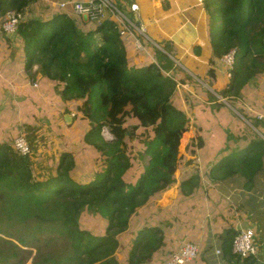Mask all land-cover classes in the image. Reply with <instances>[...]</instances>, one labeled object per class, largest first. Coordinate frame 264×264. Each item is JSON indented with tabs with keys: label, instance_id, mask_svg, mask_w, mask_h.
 <instances>
[{
	"label": "trees",
	"instance_id": "16d2710c",
	"mask_svg": "<svg viewBox=\"0 0 264 264\" xmlns=\"http://www.w3.org/2000/svg\"><path fill=\"white\" fill-rule=\"evenodd\" d=\"M35 1L9 0L8 10L22 13ZM206 2L207 16L215 12L222 27L213 40L207 28L213 53L210 63L214 64L213 58L233 56L227 85L221 91L213 89L214 95L207 86L216 82V69L207 70V86L184 70V75L176 73L173 78L170 74L176 64L170 44L165 43L163 51L151 46L152 53L147 54L143 37H137L141 47L137 49L130 35H120L112 18L87 34L76 31L66 16L47 23L29 17L18 26L16 34L29 55L28 66L37 65L32 80L45 75L67 83L65 92L74 100L70 108L75 113L65 111L63 116L71 126L88 120L87 129H80L90 159L82 163L91 171L94 165L105 169L99 179L90 177L89 172L84 175L77 157L63 153L54 163L48 161L49 173L43 179L31 143L25 156L16 153L11 144L0 145V226L18 225L27 231L17 237L0 227V264L25 263L31 252L18 244L34 246L31 264H125L117 257L125 244L130 245L127 264H149L161 239L152 230L133 233L132 220L140 208L158 199L175 182L167 165L174 166L177 160L162 158L161 149L169 154L179 151L176 144L188 129L181 98L173 95L178 83L195 87V95L206 96L210 102L205 111L204 103L184 92L186 110H204L209 116L205 124L197 125L200 134L189 143L188 155L198 154L199 161H207L201 168L206 177L219 183L218 188L262 190L264 0H210V6ZM194 54L199 56L198 48ZM216 97L225 99L254 130L242 134L246 127L233 123L234 117L228 115L219 118L222 124L217 127L214 118L217 113L225 114L221 113L225 106ZM102 126L109 129L111 141L99 135ZM207 140L210 143L205 144ZM238 141L241 143L232 148ZM134 151L143 157L133 160ZM101 153L103 160L99 159ZM76 172L84 175L79 176L80 181L74 180ZM198 181L192 173L181 182L180 194L197 189ZM42 235L46 238L41 239ZM233 238L226 246L229 250ZM23 253L26 256L20 258Z\"/></svg>",
	"mask_w": 264,
	"mask_h": 264
},
{
	"label": "crops",
	"instance_id": "0c3cea01",
	"mask_svg": "<svg viewBox=\"0 0 264 264\" xmlns=\"http://www.w3.org/2000/svg\"><path fill=\"white\" fill-rule=\"evenodd\" d=\"M66 1L74 0H36L30 5L32 18L47 23L59 16H66L76 31L85 34L94 32L97 28L94 23L71 13L69 6L59 7L60 2ZM8 2L0 0V17L8 10ZM110 2L128 21L142 25L146 36L143 37V48L147 54L152 53L151 46L163 51L164 44L168 43L175 56V64L194 77H202L213 55L204 6L198 5L195 0ZM133 4L137 5L136 12L131 10ZM195 48L199 49V56H195ZM28 59L29 55L24 52L18 35L4 34L0 29V145H12L19 135H29L32 133L30 128L35 126L34 121L42 118L58 120L61 125L70 126V121L63 116L65 111H70V115L73 111L70 108L73 98L65 92L67 83L51 80L45 75L32 80L37 65L29 67ZM213 61L218 68L217 78L220 79V74L227 67L222 70L224 62L215 58ZM65 136V144L57 145V150L74 149L76 140L71 134L65 133ZM58 159H53L51 164ZM194 163L197 164L195 174L199 178L196 190L180 194L179 186L188 176L178 171L176 176L172 175L174 184L161 193L158 199L148 201L133 217V233L152 230L161 239L149 264H165L185 243H192L198 248L197 257L186 264H264V182L260 192L225 187L223 190L218 188L219 183L211 181L200 171L204 162L197 159L191 162ZM244 227L255 230L259 249L256 256L240 259L233 256L226 246L230 237ZM217 247L222 250L220 259L213 253ZM121 255L124 257L120 258ZM117 257L127 264L130 245L125 244Z\"/></svg>",
	"mask_w": 264,
	"mask_h": 264
},
{
	"label": "rangeland",
	"instance_id": "374dc122",
	"mask_svg": "<svg viewBox=\"0 0 264 264\" xmlns=\"http://www.w3.org/2000/svg\"><path fill=\"white\" fill-rule=\"evenodd\" d=\"M206 5L210 6V0H207ZM210 8H212V6ZM216 17H217V15L213 11L208 14L209 33H210V30L213 33L211 40L216 38L217 33L221 32V28H222L220 21ZM141 59L142 58L138 57L137 61H141ZM225 67H227V68L225 71L222 72V74H220V79L217 78L216 82L211 87L207 86V83H208L207 70L209 68H214V69H216V72H217L218 68H216V66L213 63H210V60H208V66L206 67L207 69H206L205 73L202 75V77H200L202 79V81L200 78H197L194 76L192 78L194 81L199 82L200 84L204 83L203 85L207 86V90L210 91L214 95V93H213L214 90L221 91L227 85L228 77H229V75L227 74V71L230 68L226 64L223 63L222 70H224ZM182 70H184V69H182L180 66L176 65V67L173 70H171L170 75L173 78L176 77V73L184 75V73H186V72L184 71V73H183ZM216 76L219 77L217 74H216ZM203 80L205 82H203ZM220 81H222V83ZM184 92L187 93V96H190V97L193 96V98H196V99L200 100L202 103H204L205 111L208 110L207 107L210 105V102L207 101L206 96L201 95L198 97L197 95H195V87L189 86L186 84L181 85L179 83L176 85V89L173 92V95H177L178 97L181 98V103H183L182 108L185 110L187 117L189 118L188 129L181 136L179 143L177 142V144H176V146L179 144V151H177L176 153L169 154L166 152L165 148H162L161 149V151H162L161 155H162V158L174 157L177 160V163L174 166L171 164L167 165L173 176L174 175L176 176L177 172L179 171L180 173L181 172L185 173L186 177L187 176L189 177L192 175V173H196L195 170L197 169L196 168L197 164H195V163L191 164V162L198 159V154L195 155L196 157L188 155V146H189V143L191 141H194L198 137V135L200 134V132L197 130V125H199L200 123L205 124L206 121L208 120L209 116L205 115L204 110H196V111H192V112H189L188 110H186L187 108H186V104L184 103L185 102V99H184L185 93ZM257 93H260L259 90L257 91ZM216 99H217V101L222 102L225 106V109L221 110V113L224 111L225 114H218L217 113V117L214 118V123L217 125V127L222 124L220 119L224 120L225 116L228 115V116L234 117L233 123L239 124L241 128L246 127V129L242 132V134H245V135L250 134L251 133L250 129L252 131L254 130L253 128L249 127V124L246 123V121H244L241 118V116L230 105H228L226 103L225 99L220 98V97H216ZM72 102H73V100H72ZM74 113L75 112L72 111V115ZM79 114L83 115V112H79ZM87 121L88 120H85L84 122H79L77 124V126H71V125L69 126L68 125V127H66L64 125H61L58 120H54V119L47 120L46 118H42V119L36 120V122L34 121L35 126L30 128V130H32V133L30 132L29 135L24 134L27 137V141H30L29 143H31V145H34L35 147H37V149L35 148V150H36L35 153L38 156L39 165H37L36 168H38L37 169L39 171L38 173L40 175H43V177H42L43 179H47L46 176H48L47 173H49L47 171L48 160L49 159H52V160L58 159L60 154H63V153H70V154H73L75 157H77V159L79 161L78 167L82 166L83 172L86 173L84 175H87V172H89L90 177L93 176L95 179L96 178H98V179L102 178L105 168L100 169L101 166H96L93 164L94 167H93V170L91 171L88 169V167L86 166V164L84 162L82 163V160L88 161L90 159V157H88V155L86 154V150H85L86 147H88V143L84 140V132H83V130H81V129H84V130L87 129L85 126V125H87ZM243 122H245V123H243ZM76 127H78V128H76ZM124 127L128 128L129 125L124 124ZM53 130H55V131H53ZM159 131L160 130H158V132ZM65 133L68 135L71 134V137L76 140V145H74V147H73L74 149L71 148L70 151L57 150L56 149L57 145H59V144L64 145L65 144V141L63 139L64 137H67V136H65ZM72 134H74V135L77 134V136H79L78 137L79 139L77 138V136H72ZM203 134L207 135V138L210 137V139H213V137H212V135H210L209 131H204ZM99 135L106 142L111 141L113 138L110 135L109 129L106 126L101 127ZM213 136H214V134H213ZM234 136L239 137L238 134H234ZM78 140H79V142H78ZM206 143L208 144L210 142L207 140V141H205V144ZM239 143H241V142L238 141L237 143H233L231 145V147L236 148L239 145ZM136 144H137V142L135 141L133 143V145L135 146ZM40 145H41V147H39ZM207 147H210V146L207 145ZM199 150H198V152H199ZM132 157H133V160L137 161V160L141 159L143 157V155L139 151H134ZM99 159H101V160L105 159V156H103V153H101L99 155ZM191 159H193V160H191ZM91 163H93V161H91ZM177 165H178V167H176ZM201 170H202V172L205 173V171L202 168L200 169V171ZM51 172H53V169ZM79 172H80V170H79ZM84 175H81V173L79 174L78 172H76L74 175V177H75L74 180L80 181L79 176H84ZM194 190H196V189H194ZM0 227L8 233H11V234L14 233L15 236H17V237L27 234V231H24L18 225H16L15 227H10L8 225L2 224ZM44 233H47V232H44ZM46 235H42L41 239L46 238ZM47 236H49V235H47ZM23 239H27V238H23ZM27 241H30V239H28ZM18 245L21 249L31 252V255L25 260V263H24V264H31L32 257L35 255L34 246L28 245L27 247H22L20 244H18ZM47 245L48 244L46 243L45 246H47ZM45 249H47V248H45ZM25 256H26V253H23L20 255V258H24ZM123 257H124V255L120 256V258H123Z\"/></svg>",
	"mask_w": 264,
	"mask_h": 264
},
{
	"label": "built area",
	"instance_id": "2783aa9c",
	"mask_svg": "<svg viewBox=\"0 0 264 264\" xmlns=\"http://www.w3.org/2000/svg\"><path fill=\"white\" fill-rule=\"evenodd\" d=\"M200 6H203L206 0H195ZM60 8L70 7L71 13L92 22L96 27L101 26L108 18H112L119 28L120 35H130L137 49H141L138 42V36H145V30L140 23L128 21L116 9L110 0H74L72 2H60ZM137 5L133 4L131 10L136 12ZM32 7H26L23 12L14 10H6L0 17V29L4 34H14L18 26L29 17H32ZM146 37V36H145ZM229 68L233 63V56L228 54L221 59ZM13 149L19 155L25 156L29 153V144L27 137L19 135L12 143ZM259 245L256 240L255 230L251 227H244L238 230L234 235L231 243L230 252L233 256L240 259L254 257L258 254ZM214 255L217 259L222 256V250L217 247L214 250ZM198 248L192 243L183 244L177 252L171 255L170 259L165 264H186L197 257Z\"/></svg>",
	"mask_w": 264,
	"mask_h": 264
}]
</instances>
